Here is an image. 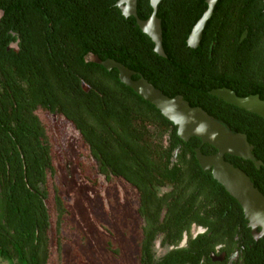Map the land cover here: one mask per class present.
<instances>
[{
  "label": "trees",
  "instance_id": "16d2710c",
  "mask_svg": "<svg viewBox=\"0 0 264 264\" xmlns=\"http://www.w3.org/2000/svg\"><path fill=\"white\" fill-rule=\"evenodd\" d=\"M117 1L0 0V260L61 264L67 212L54 181L49 119L59 114L89 151L84 175L93 181L103 175L136 191L142 218L139 264H219L218 255L225 264L233 253V264H264V239H252L241 206L195 158L196 148L203 154L215 149L198 138L181 140L157 108L118 79L116 69L89 60L113 59L170 97L184 93L198 80L192 75L194 49L185 37L192 9L205 0L158 3L167 57L153 50V41L134 17L122 15ZM152 11L149 0H137L140 19ZM253 15L251 9V22L244 26L250 27ZM185 97L197 105L191 94ZM248 142L263 163L259 169L238 157L224 159L257 181L264 178V137ZM193 225L206 231L192 237ZM184 233L186 244L178 247ZM157 240L166 249L160 255Z\"/></svg>",
  "mask_w": 264,
  "mask_h": 264
},
{
  "label": "flooded vegetation",
  "instance_id": "af4514ba",
  "mask_svg": "<svg viewBox=\"0 0 264 264\" xmlns=\"http://www.w3.org/2000/svg\"><path fill=\"white\" fill-rule=\"evenodd\" d=\"M217 2L218 0H216V2L214 3L211 13L205 21V24L201 30V36L197 44H195V41H189V38L194 26L202 17H204L205 12L209 8L207 0H205L204 4L201 6L196 5L191 11L193 13L190 18V22L192 24L186 34L185 45L190 49H194L193 52L196 57L195 65L192 67V75L197 77L198 80L195 79L196 83L194 87H186L184 93H176L173 97L181 96L186 102L189 103V100L186 99L187 97L185 96L191 94L192 101L194 103H197V105L193 107H199L210 116L225 122L235 133L245 134L247 140L251 138L264 137L263 116L227 103L224 100L217 98L216 96L211 94L215 90L227 89L235 93L236 96L240 98L257 97L261 102H264V0H228L226 4H223V6L217 5ZM251 9H253L254 12L253 21L250 27H246L243 24L246 23V21L251 22ZM193 39L194 38H192V40ZM188 42H190L193 46H191ZM205 42L209 43L208 48L203 46ZM161 44L164 52V56L162 57H167L163 46V37L161 40ZM153 50L155 51V44ZM89 60L96 61L101 65V61L96 57L90 56ZM134 72L135 75L132 76V79L136 80L139 78V75H141L156 89L167 95L162 89L156 87L141 73H137L136 71ZM216 114L220 115L222 119L216 117ZM52 115L58 117V120L60 122H64L65 125L75 131V134L77 136L78 148L81 151L74 160V168L76 170L77 176H80L83 181L94 187L99 185V177L104 178L107 186H113L116 183H123L120 181H115L113 183L109 182L103 175H97L96 181L88 179L84 175L83 171L84 168L90 164V160L88 158L89 151L85 144L81 141L79 131L76 130L67 120H65L63 116H60L59 114ZM50 124L52 126L51 121ZM237 125L253 126L258 130V132L251 131L250 133H248V135L247 132L239 129ZM52 133L53 139L55 140V152H53L52 166L55 173H57V161L60 159V156L58 154V141L55 136L53 126ZM214 153L215 152L207 153L206 155H211ZM261 166H259V168ZM255 168L259 169L257 167ZM256 180L257 181L251 180V182L253 183V186L257 188V190L264 196V178ZM74 190L75 191L71 194L82 192L81 188L78 185ZM60 197L63 201L66 212L69 214V208L67 204L65 203L61 195ZM246 227L249 230V233L254 241L259 242L260 240L264 239V234L261 235L263 230L261 226H256L255 228V234L258 237L256 239L253 236L252 229L247 226V221ZM192 228L190 230V234L192 235V237H195L196 235L204 233L206 231L205 228L195 225H193ZM159 241L160 240H157L155 245L158 244V246L160 247ZM186 241L187 234L184 233L182 240L178 244V247H183L186 244ZM167 248L172 249L173 246H169ZM219 248L220 246L216 247L217 252L219 251ZM161 249H163V251L166 250L165 248ZM77 256L79 257V255ZM236 258L237 253H233L225 264H233L237 261ZM215 259L221 262L219 264H222L223 255H218V257ZM78 264H81L80 261L78 262Z\"/></svg>",
  "mask_w": 264,
  "mask_h": 264
},
{
  "label": "water",
  "instance_id": "95a60500",
  "mask_svg": "<svg viewBox=\"0 0 264 264\" xmlns=\"http://www.w3.org/2000/svg\"><path fill=\"white\" fill-rule=\"evenodd\" d=\"M160 1L150 0L153 11L146 20L137 16V0H118L116 5L124 17L135 18L139 29L154 42L155 51L164 56L161 44V22L156 16L157 5ZM215 2L216 0H207L209 8L204 17L194 26L189 41L196 31L193 41L197 44L201 30ZM188 43L191 45L190 42ZM101 65L106 70L116 69L119 80L157 108L176 127L177 135L181 140L187 142L191 138H198L201 145L207 144L215 149L214 154L206 155L201 152L200 148H196L194 152L198 164L203 170H209L212 177L241 206L247 226L252 229L255 239L258 238L255 234L256 226H261L263 228L261 235L264 234V196L253 186L249 176L243 170L224 159L226 155H229L251 161L257 168L262 165V162L253 155V147L249 144L246 135L235 133L225 122L210 116L199 107L190 106L181 96L168 97L141 75L136 80L132 79L135 72L120 62L106 59L101 61ZM82 86L84 90L89 89L85 84ZM211 94L227 103L264 117V112H262L264 102L257 97L240 98L227 89L215 90Z\"/></svg>",
  "mask_w": 264,
  "mask_h": 264
},
{
  "label": "rangeland",
  "instance_id": "374dc122",
  "mask_svg": "<svg viewBox=\"0 0 264 264\" xmlns=\"http://www.w3.org/2000/svg\"><path fill=\"white\" fill-rule=\"evenodd\" d=\"M50 121L60 156L54 181L69 208L62 225L60 263L139 264L142 219L136 191L123 183L107 186L103 177L96 187L83 181L74 168L81 152L75 131L55 115ZM77 185L82 192L71 194ZM155 248L158 255L164 252L158 244Z\"/></svg>",
  "mask_w": 264,
  "mask_h": 264
},
{
  "label": "bare ground",
  "instance_id": "6f19581e",
  "mask_svg": "<svg viewBox=\"0 0 264 264\" xmlns=\"http://www.w3.org/2000/svg\"><path fill=\"white\" fill-rule=\"evenodd\" d=\"M193 35H194V37H193ZM195 37H196V31H194V33L191 36V42L193 41L192 38H195Z\"/></svg>",
  "mask_w": 264,
  "mask_h": 264
}]
</instances>
